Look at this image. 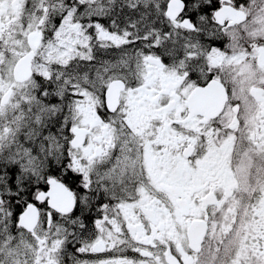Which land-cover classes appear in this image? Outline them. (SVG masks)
<instances>
[{
	"label": "snow or ice",
	"instance_id": "1",
	"mask_svg": "<svg viewBox=\"0 0 264 264\" xmlns=\"http://www.w3.org/2000/svg\"><path fill=\"white\" fill-rule=\"evenodd\" d=\"M0 264H264V0H0Z\"/></svg>",
	"mask_w": 264,
	"mask_h": 264
}]
</instances>
